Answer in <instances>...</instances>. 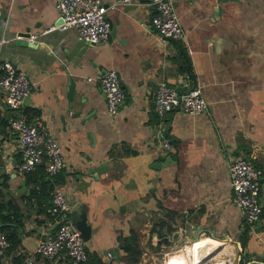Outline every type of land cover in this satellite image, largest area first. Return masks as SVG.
I'll list each match as a JSON object with an SVG mask.
<instances>
[{
  "label": "crops",
  "instance_id": "crops-1",
  "mask_svg": "<svg viewBox=\"0 0 264 264\" xmlns=\"http://www.w3.org/2000/svg\"><path fill=\"white\" fill-rule=\"evenodd\" d=\"M54 2L0 0V35L6 38L0 57L32 81L20 107L39 115L59 141L65 166L54 186L71 211L85 203L91 224L86 248L107 264H121L119 238L130 230L158 235L150 229L169 211L186 229L205 234L200 238L212 233L226 239L220 253L231 254L233 245L238 253V241L240 264H264V0H173L184 31L179 41L156 33L149 22L154 7L145 0L119 3L106 10L113 33L85 48L73 27L46 29L60 19ZM25 29L37 33L29 45L16 40ZM108 68L125 89L112 115L98 81L86 78ZM159 79L176 88L200 86L206 106L194 113L167 111L165 129L152 102ZM14 114L0 87V214L10 216L0 222L15 239L0 264H15V257L24 264H72L34 252L51 215L30 192L40 171L16 166L20 152L8 124ZM163 137L173 158L159 164ZM239 154L260 171L262 212L249 223L228 182V162ZM187 259L194 264L193 248L186 249Z\"/></svg>",
  "mask_w": 264,
  "mask_h": 264
},
{
  "label": "built area",
  "instance_id": "built-area-1",
  "mask_svg": "<svg viewBox=\"0 0 264 264\" xmlns=\"http://www.w3.org/2000/svg\"><path fill=\"white\" fill-rule=\"evenodd\" d=\"M131 1L133 0H112L106 3L103 0H55L54 6L61 20L46 29L73 27L77 37L82 40L103 41L110 26L106 10L116 4ZM145 2L154 7L149 22L160 37L178 40L183 37L184 31L173 0H145ZM36 36L37 33L30 32L28 39L32 40ZM5 39L0 35V47ZM185 76L190 78L188 72H185ZM86 78L98 81L105 97L106 111L109 115L114 114L124 99L116 70L108 68ZM0 87L4 90L7 106L15 110L8 124L16 133L20 152V160L16 166L21 171H28L42 163L49 175L61 171L65 166V159L59 141L43 129L39 115H33L28 119L20 107L23 105L24 95L32 87V81L25 70L7 57H0ZM152 102L159 124L163 123L167 111L174 108L194 113L206 106L200 86L192 84L186 88H176L163 79H159L155 86ZM160 143L166 148L165 154H171L168 150L170 146L168 138L163 137ZM259 172L250 159L241 154L232 157L228 162V182L232 190V198L241 209L244 223L257 219L262 212V204L259 200ZM70 208L71 205L63 190L54 186L46 206V211L51 217L47 228L37 238L34 252L48 259L61 256L72 264H78L86 259L85 241L72 224ZM8 244L7 234L0 228V257L5 253ZM106 254L109 255L110 252L107 251ZM28 261L30 264L31 259Z\"/></svg>",
  "mask_w": 264,
  "mask_h": 264
},
{
  "label": "rangeland",
  "instance_id": "rangeland-1",
  "mask_svg": "<svg viewBox=\"0 0 264 264\" xmlns=\"http://www.w3.org/2000/svg\"><path fill=\"white\" fill-rule=\"evenodd\" d=\"M162 219L170 222L169 229L165 225H163L162 227H159V225L157 226L158 220L153 224H156V228H158L159 232H163L162 235L165 234L167 236L165 240H162V235L159 236L149 234L147 236L146 233H137L140 254L138 256V260L134 264H176L177 261V264H190L189 259H187L186 262H183V256L187 248H190L192 250L193 247H190L191 244H188L180 248V245L190 242V239H185V237H189V233L188 229L183 227L185 226L184 221L179 217L175 218L169 211L165 213V216H163ZM179 230H182V233ZM194 232L196 233L197 237L200 234H203L199 231ZM177 242L178 246L175 244ZM229 248L231 249V254L224 253L223 251L219 254L214 255V258L210 257L204 263L208 264L213 262L215 264H222V260L224 261L228 259V262H230V264H235L237 250L235 249L234 245L233 247L229 246Z\"/></svg>",
  "mask_w": 264,
  "mask_h": 264
},
{
  "label": "trees",
  "instance_id": "trees-1",
  "mask_svg": "<svg viewBox=\"0 0 264 264\" xmlns=\"http://www.w3.org/2000/svg\"><path fill=\"white\" fill-rule=\"evenodd\" d=\"M177 45L180 49V52L182 54H185V51L181 47V44L179 43ZM185 70H187V72L189 74L191 73L189 67H186ZM23 112L25 113V115L28 119H30L32 117V115H30V111H27L25 109V111L23 110ZM35 168H37L36 170H39L40 173L38 176H36V178L34 180L36 182L37 187L30 189V192H31V194L33 193V195L35 197H38V201L40 204L43 202L44 208H45V206L48 205L49 198H50V192L54 188V185L61 182L62 178L59 177V175L61 173L57 172L54 175H49L44 168V164H42V163L38 164ZM1 209H2V204H0V210ZM9 218H10V216L7 213L6 214H0V220H7ZM17 223H20L19 220H17ZM169 223L170 222H167L166 220L161 218L158 220L157 224L159 225V227H162L163 225H165L169 229ZM0 228L2 229L1 226H0ZM150 230H151V232L153 230H156V232L158 233L159 236L162 235V233H163V232H159L158 228H156V224H153ZM7 238L10 242L9 246L12 245L13 242L15 241V239L12 238V236L8 235V234H7ZM241 244H242V240H241ZM119 248L124 252L123 255H120L118 258L120 260V262L122 264H134L138 260V256L140 254V247L138 244V238H137L136 231L130 230V232L127 235L120 237L119 238ZM36 254L41 259H44V258L47 259L46 257L42 256L38 252H36ZM22 258L23 257L13 258L14 263L15 264H24L22 262ZM33 262L34 261L31 260L30 264H34ZM78 264H107V262L104 261L97 252L88 250L86 248V259L84 261H81Z\"/></svg>",
  "mask_w": 264,
  "mask_h": 264
},
{
  "label": "water",
  "instance_id": "water-1",
  "mask_svg": "<svg viewBox=\"0 0 264 264\" xmlns=\"http://www.w3.org/2000/svg\"><path fill=\"white\" fill-rule=\"evenodd\" d=\"M60 20L61 19H59V21ZM111 33H113V28H112V26H109V31L107 33V37H109V34H111ZM17 35L19 36L16 39L18 43L23 44V45H29L30 44L29 42L31 40L29 41V39H28V37L30 35V31L28 29H25L24 31H19L17 33ZM174 40H177V39H174ZM83 41L84 42H83V45L81 48H85L86 45H88L90 43H94V42H90V41H86V40H83ZM120 85L123 89V92H125V89L123 87V83L120 82ZM27 98H28V93L26 95H24L23 102H26ZM164 117L166 119L165 120L166 123H165L164 128L167 129L168 125H169L170 118L166 117V114L164 115ZM172 158H173L172 153L169 155H167V154L161 155L160 156L161 161L159 162V164H162L163 162H167V161L171 160ZM70 217H71V221H72V224L74 225V227L79 230L82 239L84 241L87 240L88 237L90 236V233H91V224L87 220L85 203L84 202L80 203V208L78 211H71ZM2 225H3V222H0V226H2ZM180 232L182 233V230ZM188 233H189V237H185V239H188V240L190 239V241L198 240V237L196 236V233L194 232V230L189 229ZM166 237L167 236L165 234L161 236L162 240H165ZM225 240L226 239H222V238L217 237V236L213 235L212 233H210V234L206 235V238L203 239L202 241H197L198 243H196L194 245V259H195L196 263L199 264L200 262L205 261L213 253H215L217 250L222 248ZM175 244L177 245L178 242ZM236 245L239 248V252L236 253V263L235 264H240V262L238 260H239V256H240L239 253L241 250V245L238 241H237ZM227 262L228 261H226V260H224V261L222 260L221 263L227 264Z\"/></svg>",
  "mask_w": 264,
  "mask_h": 264
},
{
  "label": "bare ground",
  "instance_id": "bare-ground-1",
  "mask_svg": "<svg viewBox=\"0 0 264 264\" xmlns=\"http://www.w3.org/2000/svg\"><path fill=\"white\" fill-rule=\"evenodd\" d=\"M205 238H206V236L203 237V238H198V240L190 241L189 243H184V244H182V245H180V246H185V245H188V244H192V247H193V258H194V245H195L196 243H198L197 241H202V240L205 239ZM225 243H226V241H224V245H223V247L220 248L219 250H217L215 253H213L210 257H213L214 255L220 253V251L224 248ZM210 257H209V258H210ZM209 258H208V259H209ZM213 258H214V257H213ZM215 258H217V257H215ZM206 260H207V259H206ZM206 260H205V261H206ZM205 261L200 262L199 264H206V263H204ZM226 261H228V259H226ZM194 264H198V263H196L195 259H194ZM208 264H215V263L212 262V263H208ZM218 264H220V263H218ZM227 264H230V262H227Z\"/></svg>",
  "mask_w": 264,
  "mask_h": 264
}]
</instances>
